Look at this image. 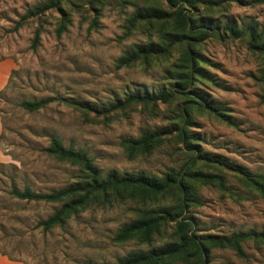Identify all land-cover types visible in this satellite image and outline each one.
Masks as SVG:
<instances>
[{"label":"rangeland","instance_id":"rangeland-1","mask_svg":"<svg viewBox=\"0 0 264 264\" xmlns=\"http://www.w3.org/2000/svg\"><path fill=\"white\" fill-rule=\"evenodd\" d=\"M212 1L216 4L183 6V13L210 33L194 45L198 82L166 103L122 107L130 95L177 90L183 46L127 66L118 61L135 46L166 43L172 29L174 17L132 26L138 11L172 13L179 5L166 0H0V264H118L129 254L176 239L171 220L150 244L114 239L139 211L174 207L181 196L176 191L146 202L94 204L62 226L43 230L39 224L61 203L19 199L12 191L27 188L44 195L80 180L77 165L44 151L53 138L84 152L102 176L142 173L180 181L188 198L185 209L171 217L190 222L202 239L264 234V195L241 174L264 177V56L248 47L246 36L223 33L226 25L261 31L264 0ZM35 7L46 8L15 30ZM61 17L65 31L56 35ZM37 28L39 43L32 49ZM43 99L51 101L38 110L21 107ZM183 126L189 145L178 135ZM144 132L165 134L150 153L128 157L122 141ZM241 248L239 256L207 245L203 260L264 264L262 245L246 240ZM195 263L177 259L166 264Z\"/></svg>","mask_w":264,"mask_h":264},{"label":"trees","instance_id":"trees-1","mask_svg":"<svg viewBox=\"0 0 264 264\" xmlns=\"http://www.w3.org/2000/svg\"><path fill=\"white\" fill-rule=\"evenodd\" d=\"M172 7L179 5L176 11L172 13L165 12L161 9H152L148 11H138L131 25L142 20H162V22H170L172 20V29L167 31V41L162 45L148 44L134 47V52L127 54L118 61V66H127L131 62L143 58L147 59L151 56H161L169 53L173 45L183 46V60L180 63V71L177 73L178 78L175 85L177 90H169L167 93L159 92L157 95H139L134 94L128 96L123 103L118 106H125L129 103L154 104L156 102L166 103L173 98L175 93L184 94V90L190 82H198L197 77H201L200 69L197 67L198 58L194 49L196 43H200L209 36L206 31V26L197 22L192 15L183 13L184 5H193L198 3L216 4L212 0H166ZM233 1V0H220ZM46 7H35L33 12L22 16L15 24L14 29L19 28L28 19L29 16H35ZM65 17H61L55 32L56 35H61L65 31ZM223 33H229L232 36H246L248 47L251 50H256L264 56V28L257 31L255 27H243L237 30L233 25H226ZM40 29L37 28L32 40L31 48L35 49L39 43ZM184 44H180L183 43ZM200 98L199 96H196ZM51 99H43L39 101H27L21 103V107L28 111H35L45 106ZM194 103V99H188ZM201 106V105H199ZM212 112L225 117L216 107H209ZM186 108L185 111H189ZM185 126L180 128L178 135L183 142L189 145V138L184 136ZM163 132H144L137 139H124L122 144L128 157L132 158L135 154L146 155L158 146L162 140ZM48 155L58 158L59 160L68 161L77 165L80 168V180L73 185L49 194H34L29 189L25 188L19 192L12 191V194L19 199L45 201L50 203H61L60 207L54 211L45 221L39 225L43 230H49L54 226H62L72 216L79 213L81 210L94 204H111L112 202H123L130 200H138L146 202L151 199L169 194L170 192H178L180 197L174 207L157 208L151 210L139 211V216L134 221L123 225L115 236L116 242H126L131 239H137L142 244H150L152 237L158 235L168 221H175V236L173 242L164 244L158 249H151L147 252L137 254H129L125 256L118 264H166L169 260H182L184 262H196L198 264H207L203 260V255H207L206 246L216 248H229L237 255L242 256L241 244L246 240L262 245L264 247V234L257 233H237L229 237H209L200 238L191 229V224L188 221H176L171 217L173 212L181 213L185 209V202L188 194L181 188L180 181L175 180L171 176H166L163 179H157L142 173L135 175L119 176L115 172L108 173L102 176L99 170L92 164L87 155L79 150L65 148L57 139L53 138L49 146L44 150ZM256 190L264 195V177L260 175H248L241 172ZM190 196V195H189ZM195 263V264H196Z\"/></svg>","mask_w":264,"mask_h":264}]
</instances>
